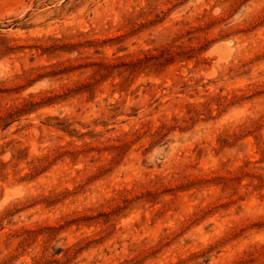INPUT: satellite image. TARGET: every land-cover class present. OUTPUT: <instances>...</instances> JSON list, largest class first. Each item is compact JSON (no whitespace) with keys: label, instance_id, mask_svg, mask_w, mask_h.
Wrapping results in <instances>:
<instances>
[{"label":"rangeland","instance_id":"374dc122","mask_svg":"<svg viewBox=\"0 0 264 264\" xmlns=\"http://www.w3.org/2000/svg\"><path fill=\"white\" fill-rule=\"evenodd\" d=\"M0 264H264V0H0Z\"/></svg>","mask_w":264,"mask_h":264}]
</instances>
